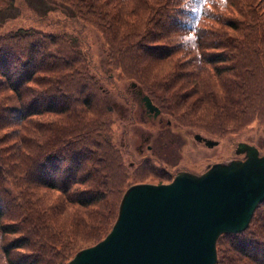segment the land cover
<instances>
[{
	"label": "trees",
	"instance_id": "obj_1",
	"mask_svg": "<svg viewBox=\"0 0 264 264\" xmlns=\"http://www.w3.org/2000/svg\"><path fill=\"white\" fill-rule=\"evenodd\" d=\"M36 2L35 24L0 32V264H66L110 230L127 183L105 71L71 20L100 35L108 79H133L177 123L220 136L264 122V0ZM22 3L0 0V26ZM57 6L68 15L48 18ZM216 248V264H264V201Z\"/></svg>",
	"mask_w": 264,
	"mask_h": 264
},
{
	"label": "water",
	"instance_id": "obj_2",
	"mask_svg": "<svg viewBox=\"0 0 264 264\" xmlns=\"http://www.w3.org/2000/svg\"><path fill=\"white\" fill-rule=\"evenodd\" d=\"M141 100L158 114L147 95ZM236 153L246 158L213 163L200 174L180 171L169 183L132 185L106 236L66 264H216L217 238L245 230L264 200V155L245 142Z\"/></svg>",
	"mask_w": 264,
	"mask_h": 264
},
{
	"label": "rangeland",
	"instance_id": "obj_3",
	"mask_svg": "<svg viewBox=\"0 0 264 264\" xmlns=\"http://www.w3.org/2000/svg\"><path fill=\"white\" fill-rule=\"evenodd\" d=\"M36 4V0H23L21 5L17 4V6L10 8L5 14L11 17H8L10 19L0 26V32L15 28L19 24H35H32L28 20V16H39L34 9ZM53 9L54 11H49V14L47 13L48 18L58 17L62 19V16L68 15L59 6L53 7ZM43 28L46 31L52 29L51 27ZM64 32L75 38L84 35V38L76 39L89 41V48L92 55L94 54L100 59L101 63L98 67L103 72L105 71L106 75L104 77L98 75V70L92 69L96 82L104 90V100L108 104H112L115 109L112 114L114 123L112 125L111 138L115 147L123 155L126 176H128L127 183L123 186L122 194L130 182L151 179L153 178L152 176H155V172L153 171H139L138 166L143 158V155L139 152V148L144 153L148 152L147 154L158 155V146L160 145L164 153H166L164 156L163 154H159L161 157L170 161V163L176 162V169H190L194 173L203 171L209 163L232 158V156L236 155L235 147L239 141H247L254 144L259 149L260 154H264V122H257L252 127L249 126L236 132L213 136L195 129L190 124L177 123L172 116L166 113L161 114L160 122L159 118L153 119L147 117L135 92L136 89L140 88V85L138 83H136V87L130 85L131 82L136 81L124 77L121 78L116 75L110 79L107 78V76L110 77V74H115L116 71L106 65L102 39L96 30L88 25H84L79 20H74V23L71 20L70 27L64 26ZM115 91L122 92L123 96H118ZM168 120H170V125L167 124ZM195 133H200L203 136L218 140V144L208 148L193 138ZM157 135L161 137L157 138ZM146 136H148L149 141L144 140ZM147 144L153 146L154 153L147 151ZM154 160L160 166L162 165L160 161Z\"/></svg>",
	"mask_w": 264,
	"mask_h": 264
},
{
	"label": "flooded vegetation",
	"instance_id": "obj_4",
	"mask_svg": "<svg viewBox=\"0 0 264 264\" xmlns=\"http://www.w3.org/2000/svg\"><path fill=\"white\" fill-rule=\"evenodd\" d=\"M142 107H143V105L142 104H140ZM143 110H144V114L147 116V117H151V118H153V119H156L157 117H153L152 116V114L150 113V112H148L144 107H143ZM161 121V119H159V122ZM167 124L169 125V122H167ZM157 133V132H156ZM157 138H160L161 136H159V135H157L156 136ZM144 140H146V141H149V139H148V136H146L145 138H144ZM159 147V154H163V156L166 154V153H164V151H163V148L162 147H160V145L158 146ZM146 149H147V151H151V153H154V148H153V146L152 145H150V144H147L146 145ZM139 152L141 153V154H143L144 152H142V149L141 148H139ZM168 153V152H167ZM170 153V152H169ZM154 155V154H149V157H153V158H157L158 160H160L161 161V168L159 169V170H157V172H158V175L159 176H170V173H169V171L171 170V169H174L175 167H176V162H174V163H170V161H168V160H165L163 157H161L160 155ZM146 155V154H145ZM233 158H241V159H243L244 157H243V155H234L233 156ZM148 160V159H147ZM188 170V169H187ZM190 171H192V170H190ZM157 174V173H156ZM158 175H156V176H158ZM149 182H152V183H162L163 181H161L160 179H155V180H152V181H149Z\"/></svg>",
	"mask_w": 264,
	"mask_h": 264
}]
</instances>
